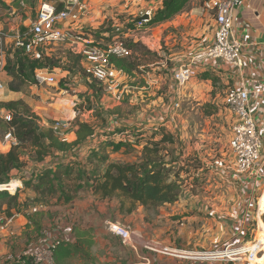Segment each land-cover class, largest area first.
I'll return each mask as SVG.
<instances>
[{"label":"rangeland","instance_id":"rangeland-1","mask_svg":"<svg viewBox=\"0 0 264 264\" xmlns=\"http://www.w3.org/2000/svg\"><path fill=\"white\" fill-rule=\"evenodd\" d=\"M5 1L4 5H0V25L6 30L23 27L26 19L24 17H28V12L32 21H34L42 2V0H24L27 7L24 12L22 8L18 9V5L14 4L13 0ZM151 2V0H137L133 3L130 1L131 4L128 9L130 13L127 14L119 12L116 8H119V6L115 5L113 8L115 12L111 17H108L107 20L102 19V25L98 28L90 26L89 30L83 32L84 34L82 35L105 46L111 44L117 36L127 40H131L128 36H132L136 41L140 40L142 35H146L143 31L136 29L130 32L128 31L129 25L126 24L127 26H124L118 33L112 26L116 23L121 24L122 21L136 19V17H141L142 13L151 11V8H153L149 6ZM193 4V7H199L200 5L198 2ZM57 6L60 8L59 4ZM123 8L126 9L127 7ZM114 19L115 21H113ZM112 21L113 25L110 26ZM185 21L187 27L177 34L180 41L177 42L173 49L167 44L165 35V38L161 39L159 54H154L152 51L139 48V46L138 48L132 47V56L115 60L117 68L123 71L122 86L120 88V92H123V94H121L120 99L106 93L97 83L89 80L82 71L83 68H74L73 63L77 55L73 54L69 45L59 44L53 47V51L49 52V55L39 63V68L49 66L51 72L56 69L54 75L57 83L54 85L43 84L35 86L36 78L34 74L32 82H27L21 87L20 92L23 100L16 101L19 104L14 108L8 109L5 107V103H1L5 109L14 112L17 121H27L28 118L33 119L40 127V130L53 129L57 118L66 117V119H73L76 124L83 119L82 121L89 122L97 130L98 141L95 148L91 149V152H98L99 157L104 159L105 162L100 161V159L97 160L94 154L89 152L86 155L87 164L90 166L89 170L81 168L78 172L76 171V163L71 161L57 172L61 182L55 185L40 186V177L47 167H52L50 165L55 163L54 159L59 154L50 155L42 163L37 162L35 150L30 143L23 144L20 149L26 167L22 171L14 172V179L10 184L13 183L12 185H15V188L10 190V193L15 194L16 190H18L19 199L24 203H21V209L25 211L26 209L28 210L29 206L39 207L43 205L46 208L48 207V209L55 207L54 210L46 212L48 216H45L46 222L44 224L47 234L49 231L56 234L55 238L51 237V243L57 238L67 239L66 234L71 235L72 239L75 234L92 228L96 242L92 248V255L97 264H129L133 261L134 251L107 230V221L120 222L121 220L114 210L115 207L111 204H96L94 201L88 203L85 200L88 197V194H86L88 191L86 189L88 187V178L85 175L89 173L93 176L95 174L92 173L94 168L104 169L106 162L141 163L143 160L142 148L152 138L156 137L158 139L160 137L158 133L161 127H164L169 133H173L177 139L175 145L162 146L165 150L162 151L161 155L167 164L166 168L171 170L170 180L174 181L176 178L181 180V196L188 194L187 189L191 191L196 190V187L199 188L202 185L203 178L198 174L210 171L214 162L223 157L231 137L234 115L226 103L227 95L232 87L226 84L222 76H219L216 72L199 74L197 78L193 79L182 89V96H180L181 108L177 111L171 108L172 100L169 97L170 79L177 68V64L181 61L185 62L192 57L202 58L207 44L213 39L211 21H209V24L204 22L203 25L200 19L197 18L194 20L185 19ZM203 26H206V28ZM183 42L185 43L184 47L181 44ZM200 43L203 48L202 53L191 55V51L196 50V46ZM192 45H194V48H191ZM3 51L5 53L7 51V57L13 63L17 52L14 47L4 45ZM188 51L190 52L186 56L183 55L184 52ZM20 58L27 61L32 60L24 54H21ZM61 90L68 93L62 94L63 96L60 97L66 96V100L76 103V106H69L67 103V108L70 109L67 110L68 112L65 110L66 106L60 107V103L54 104L55 100L53 98H56L55 96L60 94ZM47 97H51V99ZM37 102H46L51 104V106L55 105V108L62 109L63 113L60 114V112L48 110L45 118L37 116L36 113H39L36 111ZM71 105L73 104L71 103ZM169 109L173 110L172 115ZM74 111L75 113L80 112V116L74 118ZM124 122L130 123V126H139L135 127L133 132L137 133L134 143L128 140L123 142L119 149H114L113 146L109 147L107 143L103 144V141L109 138L117 142L118 134L130 130L123 128L122 125L120 126V123ZM145 124L147 127H145ZM9 128V125L0 116L1 139ZM142 128L144 129L143 132L141 131ZM112 130L115 131L112 132ZM140 135L145 137L139 138L140 140L144 139L145 143L141 142L137 145L135 143ZM16 136L18 137L17 130ZM3 150L5 149L0 144L1 153L4 152ZM91 158L92 164L90 163ZM41 164L42 166H40ZM83 178H85L84 184ZM191 185H194L195 188L191 189ZM79 192L82 194H79ZM29 195L34 197L35 200H30L28 198ZM83 203L84 205H82ZM158 215L159 211L157 209L147 210L144 223L147 225L151 224L152 220ZM103 216L112 217L102 220ZM70 229H73L71 234L69 233ZM258 236L260 237V234ZM1 240L2 238L0 237ZM28 240L30 241L31 238L18 239L14 245L19 248L28 246ZM37 242V237H34L33 244L35 245ZM46 251L44 246H39L32 250L23 249V253L13 256L11 261L18 264L19 260L22 259L27 264H47L45 259L36 263L35 260L33 261L28 256H24L29 252L40 253ZM144 251L150 253L146 249ZM47 257L49 258V256ZM8 258L1 256L0 263ZM65 262L66 264H92L94 260L89 261L75 256Z\"/></svg>","mask_w":264,"mask_h":264},{"label":"crops","instance_id":"crops-1","mask_svg":"<svg viewBox=\"0 0 264 264\" xmlns=\"http://www.w3.org/2000/svg\"><path fill=\"white\" fill-rule=\"evenodd\" d=\"M130 1L133 3L137 0H83L82 2L88 8V16L84 17L81 21L72 24L71 28L75 29L76 33L79 35L88 31L90 26L98 28L100 25H102V19L107 20L108 17H111V15L115 12L113 9L115 5L119 6V8L116 7L119 12H124L126 14L130 13L128 10L131 4ZM151 1L152 2L149 3V6L153 7L151 8V11H153L152 20H150V22L145 26L149 29V34L147 33L146 35H142L140 40H128V42L141 43L149 51L155 52L157 54H159L161 49V39L165 38V35V40L171 49L177 45V42L180 41V38L177 36V34L179 31H182L185 27H187L185 19H200L202 25L204 22L209 24L211 19L210 15L203 11V4L207 0H188L184 9L174 16L163 20H158V16H160V13L165 9V0ZM45 2L55 3L56 5L59 4L60 8L58 9H64V4L62 3L63 0H42L41 4ZM194 2L200 3L199 7H193ZM20 3L21 5L18 6V9L20 10L22 8V10L25 12L27 8L25 1L22 0ZM123 7L127 8L125 9ZM27 14L28 17H24L26 19L24 20L23 27H20L23 30H25L26 26L32 21L31 16H29V12ZM140 18L141 17H136V19H129L124 22L122 21L121 24L116 23L113 25V21H115L114 19L110 23V26L113 25V28L121 27V29H123L124 26L129 25L128 31H135V24L140 20ZM135 21L137 22L135 23ZM203 27L206 28V26ZM234 27L236 37L240 40L248 42L249 44L243 51V68L238 72L233 67L225 63L221 64L219 62H214L208 67H205V65L203 67L201 64L202 66L200 69V74L205 72H216L219 74V76H222V78L226 81V84L230 85V87L234 89L245 88L250 92L252 112L254 114L256 124L264 144V0H242L241 6L237 9L235 14ZM1 29H4L2 25H0V30ZM9 42L11 43L12 41ZM10 43L8 45H10ZM147 43L152 44V48L149 47ZM181 44L184 47L185 43L183 42ZM201 46V43L198 44L196 46V50L191 51V55H196L197 53L201 54L203 51ZM191 48H194V45H192ZM189 52L190 51L184 52L183 55L186 56ZM7 56L8 53L6 51L7 67L5 73L2 75V80L5 84V87L4 89L0 90L1 118L4 113L9 111L5 109L2 104L23 100L21 92H15L11 90V84L14 78L8 69L9 59ZM67 93V91L65 93L63 90H61L60 94H57L55 96L56 98H53L55 100L54 104L60 103V107L66 106V111L70 110L67 108L68 104L69 106H76L74 101L66 100V96L60 97L63 96L62 94ZM52 97L54 96L52 95ZM47 98L51 99V97ZM71 103L73 105H71ZM173 103L174 102L171 101V106H173ZM171 108L173 109V107ZM48 110L58 113L60 112V114L63 113L62 109L55 108V105L51 106V104L46 102H37L36 111L39 112L36 113L37 116L45 118V115L48 114ZM172 111L173 110L170 112L171 115L173 113ZM74 116V118H76V115ZM60 119L57 118L56 121ZM68 120H71L72 122V128L68 132L69 141L74 142L77 140V124L76 122H73V119L68 118ZM81 122L83 121L81 120ZM131 127H133L131 130H135V127L139 126L132 125ZM145 127H147L146 124ZM143 130L144 129L142 128L141 131L143 132ZM141 136L142 135H140L138 138H145ZM141 142L145 143V140L142 139L140 142L136 143L139 145ZM92 148H95V146H92L89 140L87 144H84L78 151L72 153L71 155H69V153L56 155V158L54 159L55 163L50 165L52 166L50 168H52L55 172H58L64 168V165H67L72 161L76 163V171L79 172L81 168L88 169L90 166L87 164L86 155L91 152ZM4 149L5 150H3V154L8 153L11 150L9 148ZM225 156L227 157V155ZM91 162L92 158L90 163ZM108 163L110 162H106V165ZM228 163H231V161L228 160ZM40 166H42V164ZM259 167L261 170L260 177H256L252 173L243 176L233 175L229 169H211L210 171H207L203 174L199 173L198 175H201L203 178L202 185H200L199 188L196 187V190L190 191V189H187L188 194L182 195L178 202L174 204H166L158 208L157 210L159 211V215L152 220L151 224L148 225L144 223V219L147 216V210L143 206L139 205L137 209L131 214H122L118 209V200H100L92 194L89 187H86L88 190L86 192L88 197H86L85 200L88 201V203L94 201L96 204H111L113 207H115L114 210L118 214V217L121 218V223L123 222L126 226L135 229L147 240H157L168 246L180 245L179 247L183 248H209L222 246L228 242L245 243L253 239L255 232L257 235L260 234V237L263 236L262 241L264 243V196L260 201L259 213L249 208V203L257 201L261 194L264 193V146L259 159ZM105 168L99 169L103 171ZM92 173L96 174L95 168ZM91 177L92 175L88 173L87 178L90 179ZM84 183L85 182L83 180V184ZM55 184L56 183H54V185ZM79 194L82 193L79 192ZM28 198L33 201L35 200V198L30 195ZM19 201L22 203L20 199ZM82 205H84V203ZM33 208L34 207L29 206L28 210H23V213L20 214H14L13 217H7L4 212L0 213V237L2 238L0 241V257H9L6 260H2L0 264H13L11 258H13L15 255L22 254L23 249L32 250L39 246L48 248L51 244V237L53 236L55 238L56 234L51 233L50 231L47 234L44 227L46 222L45 216H48V213L46 212H48V210H54L55 207L49 209L43 205L38 207V213L42 215L43 226L40 234L35 232V227L31 224L27 217L29 214L37 213L33 212ZM212 212H215V216L210 217V213ZM110 217L112 216H103L102 220L108 219ZM9 219H12V223L7 225V221ZM72 231L73 229H70L69 233L71 234ZM25 237L27 239L28 237L31 238L30 241L28 240V246L19 248L18 246L14 245L18 239H23ZM34 237H37L38 239V242L35 245L33 244ZM66 238L67 239L64 240H70L71 235L66 234ZM132 250L134 251V259L129 264H193L191 262L178 261L163 255H155L145 252V249L141 246H139L138 249ZM95 264H97L96 260Z\"/></svg>","mask_w":264,"mask_h":264},{"label":"built area","instance_id":"built-area-1","mask_svg":"<svg viewBox=\"0 0 264 264\" xmlns=\"http://www.w3.org/2000/svg\"><path fill=\"white\" fill-rule=\"evenodd\" d=\"M82 1L63 0L64 9L62 10H59L55 3H42L36 19L31 21L25 30L21 28L0 30V90L5 87L2 75L7 67L3 46H9V41H12L10 45L14 47L15 51L20 50L33 61L39 62L43 61L49 52L53 51V47L66 44L70 46L73 54L81 56V68H83L88 79L96 81L106 93L120 99L121 94H123L120 92L123 71L117 68L115 60L132 56L133 50L130 48L128 40L119 36L111 44L105 46L76 33L71 25L88 16V8ZM241 3L242 0H207L203 4V11L207 12L211 18L213 39L207 44L202 58L192 57L177 64V68L170 79L169 90V97L174 102L173 110L177 111L181 108V91L199 76L202 65L208 67L214 62L225 63L238 72L243 68V51L249 44L236 37L234 27L235 14ZM152 12L142 13L140 20L135 24V29L149 34V29L145 26L152 20ZM115 30L119 33L121 27L115 28ZM128 37L132 41L135 40L132 36ZM147 45L152 46L149 43ZM54 72H51L50 68L46 66L36 69L35 85L56 84ZM64 92L66 93V91ZM226 103L234 115L231 137L223 157L214 162L212 169H229L233 175L243 176L252 173L254 176L260 177L259 159L264 144L252 112L250 92L245 88H232L227 95ZM80 114V112L75 113L76 117H79ZM13 116L14 112L9 110L3 114L1 119L10 126ZM83 122L87 123V121ZM71 123V120L64 118L54 123L55 135L62 142L71 143L68 133L72 128ZM121 125L130 130L118 134L117 142L123 143L129 140L134 143L137 134L131 130L133 127L127 122L120 123ZM97 141L98 133L90 139V144L96 146ZM0 144L3 148L9 149L20 146L14 127L10 126L4 137L0 138ZM78 150L75 149L69 155ZM228 160L231 163H228ZM190 188L194 189L195 187L191 185ZM263 196L264 193L257 201L250 202L249 208L259 213L260 201ZM38 211V207L33 208V212ZM213 216H215V212L210 213V217ZM9 223H12V219L7 221V225ZM106 224L110 234L118 237L124 245L134 250L141 246L152 254L193 264H264V243L256 232L253 239L245 243L228 242L218 247L183 248L168 246L157 240H147L141 233L119 221H107ZM61 241L63 240L60 238L55 239L46 248V252H29L24 256L35 260L36 263L45 259L47 264H54V252ZM19 261L18 264H27L25 260Z\"/></svg>","mask_w":264,"mask_h":264},{"label":"trees","instance_id":"trees-1","mask_svg":"<svg viewBox=\"0 0 264 264\" xmlns=\"http://www.w3.org/2000/svg\"><path fill=\"white\" fill-rule=\"evenodd\" d=\"M13 1L14 4L16 3L20 6L22 0ZM5 2V0H0V5H4ZM187 2L188 0H165V9L158 16V20L174 16L184 9ZM128 44L131 49L132 47L138 48L140 46L139 48L148 50L141 43L128 42ZM152 53L157 54L155 52ZM15 54V61L13 63L9 61L8 69L12 72L14 78L11 90L20 92L21 87L25 83L32 82L36 69H39L40 62L21 59L20 56L23 52L20 50H17ZM73 65L74 68H81V56H76ZM94 83L97 82L94 81ZM94 90L96 91L95 87ZM17 104L19 103H6L5 107L11 109ZM11 126L15 129L17 128L20 146L12 148L8 153H0V187L6 185L7 188L5 189L10 190L15 188V185H12L13 183L10 184L14 179V172L22 171L26 167L20 153L23 144L30 143L35 150L37 162H44L50 155L70 153L75 149H80V147L87 144L97 134L96 128L93 125L86 122H78L76 131L77 140L67 143L62 142L55 135L53 129L38 130V125L33 119L28 118L27 121H17L14 115ZM159 130L158 136L160 137H157L158 139L156 137L152 138L142 148L143 160L141 163L110 162L103 171L95 168L96 174L88 179V187L92 194L100 200H118V209L122 214L133 213L139 205L143 206L146 210H153L166 204L178 202L182 190L181 180L179 178H176L174 181L170 180L171 170L166 168L167 164L161 155L162 151L165 150V145H175L177 139L173 133H169L164 127H161ZM112 141L107 139L103 141V144L107 143V146H113L114 149H119L123 144L122 142ZM138 142H140L139 138ZM91 153L94 154L97 160L100 159V161L105 162L104 159L99 157L98 152L92 151ZM85 177H88V174ZM40 178V186H50V184L53 185L54 183L61 182L59 173H55L50 167L43 171ZM0 190H3L0 191V212H4L7 217L23 213L18 190H16L15 194H11L8 190ZM4 207L6 208L4 209ZM27 217L35 227V232L40 234L43 227L42 215L37 212L29 214ZM74 236V239H63L60 242L54 252V264H66L65 261L67 259L75 256L89 261L94 260L92 264H95V258L93 259L92 255V248L95 245L93 229H85Z\"/></svg>","mask_w":264,"mask_h":264},{"label":"bare ground","instance_id":"bare-ground-1","mask_svg":"<svg viewBox=\"0 0 264 264\" xmlns=\"http://www.w3.org/2000/svg\"><path fill=\"white\" fill-rule=\"evenodd\" d=\"M5 188H7V187H6V185H5V186H1V188H0V189H4V190H10V189H5Z\"/></svg>","mask_w":264,"mask_h":264},{"label":"water","instance_id":"water-1","mask_svg":"<svg viewBox=\"0 0 264 264\" xmlns=\"http://www.w3.org/2000/svg\"><path fill=\"white\" fill-rule=\"evenodd\" d=\"M37 129H38V130H40V127H39V126H37ZM0 188H1V187H0Z\"/></svg>","mask_w":264,"mask_h":264}]
</instances>
